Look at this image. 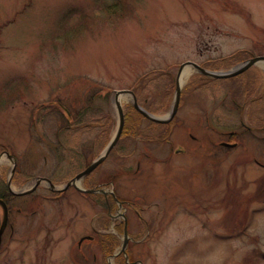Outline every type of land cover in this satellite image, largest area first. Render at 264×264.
Here are the masks:
<instances>
[{
	"label": "rangeland",
	"instance_id": "rangeland-1",
	"mask_svg": "<svg viewBox=\"0 0 264 264\" xmlns=\"http://www.w3.org/2000/svg\"><path fill=\"white\" fill-rule=\"evenodd\" d=\"M259 55L264 0H0V171L8 180L17 164L26 177L11 184L26 193L12 203L0 264H264V61L227 77L186 65L175 118L135 107L139 136L133 97L122 100L132 129L82 180L120 205L36 186L46 176L64 187L104 152L119 125L116 90L139 87L137 102L166 118L182 63L228 72ZM149 121L171 122L170 140L144 137ZM104 235L118 239V258L103 255Z\"/></svg>",
	"mask_w": 264,
	"mask_h": 264
},
{
	"label": "water",
	"instance_id": "water-1",
	"mask_svg": "<svg viewBox=\"0 0 264 264\" xmlns=\"http://www.w3.org/2000/svg\"><path fill=\"white\" fill-rule=\"evenodd\" d=\"M259 61H264V55H259V56H252L251 58H249L248 60H246L244 62V64H242L241 66L230 70L228 72H216V71H211L208 70L204 67H202L201 65H199L196 62L193 61H187L181 64V66L179 67L178 70V76H180L182 70L186 67V65H193L195 66V68H197L199 71H201L202 73L209 75V76H213V77H227V76H233L236 75L238 73H240L241 71H244V69H246L247 67H249L252 64H255ZM130 94L133 97V103L134 106L140 111L142 112L146 117L158 121V122H168L170 120H172L175 116L176 113L178 111L179 105H180V100H181V95H182V85H180L179 81H177L176 84V90H175V99H174V104H173V108L169 114L168 117L166 118H161V117H157L155 115H153L151 112L147 111L146 109H144L138 102L135 96V93L133 90L131 89H120V90H116L115 91V95H114V100L117 104V108H118V113H119V125H118V129L117 132L115 134V136L112 138V140L109 142V144L107 145V147L105 148L104 152L101 153L97 158H95L84 170H82L81 172L77 173L69 182L66 183V185L64 186L65 188H67L68 186H70L71 184H73L74 186H76L77 188L83 189L87 192H92L95 189H84L82 188L78 183H80V181L88 174H90L97 166L99 163H101L104 158L110 153L111 149L115 146V144L117 143V141L119 140L123 127H124V120H125V115H124V110H123V106L121 104V102L118 100V98L123 95V94ZM225 145L228 146H233L236 145V143H229V142H223ZM48 182H50L49 179H47ZM50 185L52 188L54 187V184L50 182ZM0 203L3 206L4 209V219L2 221L1 224V228H0V235L6 225L7 222V206L6 203L0 199ZM126 230H125V234H126Z\"/></svg>",
	"mask_w": 264,
	"mask_h": 264
},
{
	"label": "flooded vegetation",
	"instance_id": "flooded-vegetation-1",
	"mask_svg": "<svg viewBox=\"0 0 264 264\" xmlns=\"http://www.w3.org/2000/svg\"><path fill=\"white\" fill-rule=\"evenodd\" d=\"M71 114V113H70ZM70 114H68V115H70ZM69 117V116H68ZM245 128V130H247V131H253L254 130V128L253 129H251L250 127H248V126H246V127H244ZM66 129V130H65ZM261 129H264V127L263 128H261ZM68 130H71V127H69V126H67L66 128H64V127H61L60 128V132L57 134V136H58V143L59 144H57V146H56V148L55 149H53L54 150V152H59L60 151V149L62 148L63 149V147L65 146L64 145V143H62V141L64 140V138H65V133L68 131ZM77 130V129H76ZM71 132V131H70ZM232 135H233V132H232ZM85 158V157H84ZM85 161H86V158H85ZM79 166H81V165H79ZM82 170V169H81ZM79 172V171H78ZM92 173V172H91ZM90 173V174H91ZM76 174H77V172H76ZM90 174H88V175H86V177L85 178H87V177H89L90 176ZM75 175V174H74ZM40 177H43V176H39L38 177V180H37V182H36V186H38L39 184H40ZM45 178H48V177H46V176H44ZM73 177V176H72ZM71 177V178H72ZM53 178L55 179L56 177H52V178H48V179H50L51 181L50 182H52V183H54V185H59V184H61L62 182H64L63 180V178H61V177H58V178H56L55 180H53ZM70 178V179H71ZM61 180L60 182L61 183H58V181L57 180ZM24 180H26V177H25V175H24V173H22L20 170H19V167L17 166V164H16V166L15 167H13V169H12V173H11V175H10V178H8V180H6V178L4 177V173L3 172H1L0 171V199H2L5 203H6V206H7V222H6V225H5V227H4V229H3V231H2V233H1V235H0V245L2 244V242H3V235H4V233H5V230L7 229V227L9 226L10 227V229H11V235L14 233V224H13V222H12V212L14 211L13 209V205H12V203L16 200V201H18L21 197V195L22 194H24L25 195V193L26 192H24V191H14L13 189H12V186H11V184L12 183H14V184H17V185H19L21 182H23ZM41 180H43V179H41ZM68 181V180H67ZM74 188V189H76V190H79V191H81V192H83V193H85V195H86V193H88L89 195L90 194H98V195H102L103 196V198H106V201H107V203H108V201H109V196H111V198L114 200V202H115V200L117 201V203H119L120 204V202H121V200H120V197L119 196H117V194H115V193H111V194H109L108 193V191H106L105 190V188H103V187H101V188H95L96 190H95V192H93V193H89V192H86L85 190H83V189H79V188H77V187H75L74 185H70V186H68L67 188ZM66 188V189H67ZM86 188V187H85ZM66 189H53V188H51L50 187V191H52V193H54V198H58L59 196H62L65 192H66ZM31 193H33V192H31ZM113 202V203H114ZM108 204H106V206H107ZM0 207L2 208V221H3V219H4V209H3V206H2V204L0 203ZM108 208L110 209V206L108 205ZM17 212H21L22 211V208H20V207H18L17 209ZM123 217H124V225H126L127 224V218H126V215H123ZM2 221H1V224H2ZM1 224H0V228H1ZM87 236V237H86ZM83 237V238H82ZM81 237V239H80V242L82 243V241L84 240V239H94V236L93 235H88V234H86V235H83ZM100 238V237H99ZM127 242H128V240H127Z\"/></svg>",
	"mask_w": 264,
	"mask_h": 264
},
{
	"label": "trees",
	"instance_id": "trees-1",
	"mask_svg": "<svg viewBox=\"0 0 264 264\" xmlns=\"http://www.w3.org/2000/svg\"><path fill=\"white\" fill-rule=\"evenodd\" d=\"M230 59H233V57L232 56H230L229 57ZM144 79H146V77L144 78V77H142V81L144 80ZM204 79V78H203ZM234 82L236 83V84H239V83H242V81H243V74H240V75H238V76H236L235 78H234ZM245 81V80H244ZM199 82V81H198ZM137 89H139V87H136V89L134 88V92L136 93V95H138L139 93H138V90ZM250 90V89H249ZM248 91V89L246 88V89H243L242 90V92H246V93H248L247 92ZM250 93H251V91H249ZM250 95V94H249ZM248 96V95H247ZM243 97H245V98H247L246 96H243ZM259 96H257L256 98H254V100H256V101H258L259 99H261V97L260 98H258ZM243 100H244V98H243ZM253 100V101H254ZM245 101V100H244ZM252 101V102H253ZM143 103H145V102H143ZM144 106L146 107V108H149V110H154L153 108H151V104H147V103H145L144 104ZM131 109H132V111L134 112V114H135V117H136V119H137V125H136V128H135V130H134V132L133 133H131L132 135L134 134V135H136V136H139L138 134H139V132L140 131H144L145 129H141L142 127H140L141 126V121L144 119V115H142L140 112H138L136 109H135V107L134 106H132L131 107ZM126 114V113H125ZM129 115V114H128ZM81 115L80 116H78V120L79 121H81ZM105 117V115H103V118ZM130 120L131 121V119L127 116V115H125V124H124V127H123V131H122V134H124L125 133V131H128V130H131L132 128H129V126H127V120ZM77 120V121H78ZM78 121V122H79ZM132 122V121H131ZM170 126H171V122L170 123H155V122H152V121H149L148 122V128H147V132H144L143 134H145V133H147L144 137H148V138H150L149 140H152L153 138H157V139H165L166 141H169L170 139L168 138L169 136H167V134H168V132L170 131ZM127 129V130H126ZM134 129V128H133ZM141 135V134H140ZM105 137H107L106 135H105ZM165 137V138H164ZM84 154H81L83 157H86V161H87V155H86V153L85 152H83ZM94 195V194H93ZM98 195V194H97ZM102 197V196H101ZM99 242L101 243L100 244V246H101V248H102V250H103V255H107L108 253H111V252H113L114 251V249L116 248V245H117V242H118V239L114 236H110V237H108V235H104V236H101L100 238H99ZM121 264H126V258L125 257H122L121 258Z\"/></svg>",
	"mask_w": 264,
	"mask_h": 264
},
{
	"label": "bare ground",
	"instance_id": "bare-ground-1",
	"mask_svg": "<svg viewBox=\"0 0 264 264\" xmlns=\"http://www.w3.org/2000/svg\"><path fill=\"white\" fill-rule=\"evenodd\" d=\"M191 72H190V70L188 69V68H184L183 70H182V72H181V74H180V76H179V78H178V81H179V83H180V85H183L184 84V82H185V80L187 79V77H188V75L190 74ZM128 96H130V94H123V95H121L119 98H118V100L120 101V102H122V100H124V99H126Z\"/></svg>",
	"mask_w": 264,
	"mask_h": 264
}]
</instances>
